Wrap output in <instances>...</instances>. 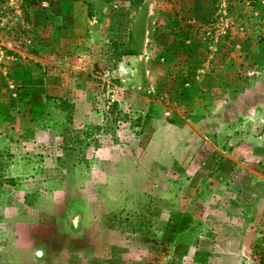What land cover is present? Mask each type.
<instances>
[{"label":"rangeland","instance_id":"rangeland-1","mask_svg":"<svg viewBox=\"0 0 264 264\" xmlns=\"http://www.w3.org/2000/svg\"><path fill=\"white\" fill-rule=\"evenodd\" d=\"M107 99L150 119L104 131ZM260 240L264 0H0V264H258Z\"/></svg>","mask_w":264,"mask_h":264},{"label":"trees","instance_id":"trees-1","mask_svg":"<svg viewBox=\"0 0 264 264\" xmlns=\"http://www.w3.org/2000/svg\"><path fill=\"white\" fill-rule=\"evenodd\" d=\"M43 1H46V0H24V2L27 5H30V6L40 4ZM137 1H139V0H137ZM176 25L178 26L179 30L181 29L180 33L184 34L185 31L182 28L184 26H181V24H179L178 21H177ZM120 45L122 47H124L123 44L114 42V46L118 47ZM131 53H132L131 50H127L126 49V50H123L121 52V54H119V56L128 55V54H131ZM105 102H106V106H105L104 111H105V117H106V125H105V128H104V131H107V132H108V130L114 131L115 128L112 125V123L116 124L120 119H122L124 121L128 120L130 122L133 121L134 123H136L137 125H140V126L143 125V123L141 121L142 117L150 119V116L148 114H145L144 116H138L136 119H133V118H131V116L127 112L119 109L117 101L111 100V99H107ZM260 242L262 243L263 241L260 240V241L257 242L258 247L260 245ZM262 244H264V242ZM258 255H259L258 260H260V261H258V264H264V247H263V245L261 247V252H259V250H258Z\"/></svg>","mask_w":264,"mask_h":264},{"label":"crops","instance_id":"crops-1","mask_svg":"<svg viewBox=\"0 0 264 264\" xmlns=\"http://www.w3.org/2000/svg\"><path fill=\"white\" fill-rule=\"evenodd\" d=\"M196 179H197L196 177H192L191 183L197 182ZM192 180H194V182H192ZM105 233L103 232V234H101V235L99 234V235H96L94 238H90L91 240L88 243H92L94 245V246H92L94 248V251L89 250V254H90V257H92V259H93L92 255L103 257L104 250H105L104 245L107 243V241L105 240V238H106ZM95 239H97L98 241H95ZM141 264H145V262H142ZM149 264H162V260H159V259L158 260H152V262Z\"/></svg>","mask_w":264,"mask_h":264}]
</instances>
